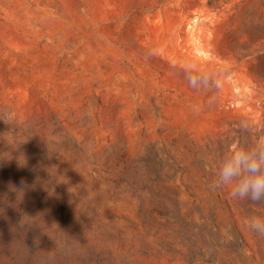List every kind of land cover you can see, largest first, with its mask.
<instances>
[{"label":"rangeland","instance_id":"rangeland-1","mask_svg":"<svg viewBox=\"0 0 264 264\" xmlns=\"http://www.w3.org/2000/svg\"><path fill=\"white\" fill-rule=\"evenodd\" d=\"M260 138L264 0H0V264H264Z\"/></svg>","mask_w":264,"mask_h":264},{"label":"clouds","instance_id":"clouds-1","mask_svg":"<svg viewBox=\"0 0 264 264\" xmlns=\"http://www.w3.org/2000/svg\"><path fill=\"white\" fill-rule=\"evenodd\" d=\"M215 184L228 188L231 199L264 207V138L230 147L217 166ZM244 224L264 238V215L247 217Z\"/></svg>","mask_w":264,"mask_h":264},{"label":"trees","instance_id":"trees-1","mask_svg":"<svg viewBox=\"0 0 264 264\" xmlns=\"http://www.w3.org/2000/svg\"><path fill=\"white\" fill-rule=\"evenodd\" d=\"M155 179H152L151 182L153 183ZM157 180V179H156ZM154 209H156L157 211L159 210L158 206H155ZM161 212H163V210H161ZM171 212L168 210L164 209V214H166L168 216V214H170Z\"/></svg>","mask_w":264,"mask_h":264}]
</instances>
